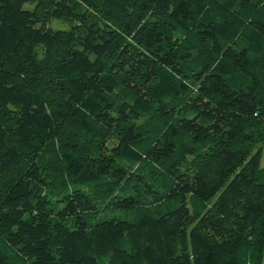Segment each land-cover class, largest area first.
<instances>
[{"label":"trees","instance_id":"16d2710c","mask_svg":"<svg viewBox=\"0 0 264 264\" xmlns=\"http://www.w3.org/2000/svg\"><path fill=\"white\" fill-rule=\"evenodd\" d=\"M263 147L264 0H0V264H264Z\"/></svg>","mask_w":264,"mask_h":264},{"label":"rangeland","instance_id":"374dc122","mask_svg":"<svg viewBox=\"0 0 264 264\" xmlns=\"http://www.w3.org/2000/svg\"><path fill=\"white\" fill-rule=\"evenodd\" d=\"M24 7L26 8H31L33 7V3H25ZM47 25L50 26L51 28H59V29H67L69 27V21L63 20V19H50L47 22Z\"/></svg>","mask_w":264,"mask_h":264},{"label":"crops","instance_id":"0c3cea01","mask_svg":"<svg viewBox=\"0 0 264 264\" xmlns=\"http://www.w3.org/2000/svg\"><path fill=\"white\" fill-rule=\"evenodd\" d=\"M260 163L262 166H264V147H263V150H262V154H261V158H260Z\"/></svg>","mask_w":264,"mask_h":264}]
</instances>
